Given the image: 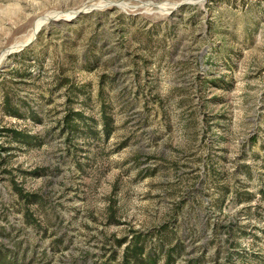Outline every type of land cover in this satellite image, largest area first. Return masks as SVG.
<instances>
[{
    "label": "rangeland",
    "instance_id": "obj_1",
    "mask_svg": "<svg viewBox=\"0 0 264 264\" xmlns=\"http://www.w3.org/2000/svg\"><path fill=\"white\" fill-rule=\"evenodd\" d=\"M0 127L43 140L0 138V244L27 264H121L166 222L177 264H264V0H0Z\"/></svg>",
    "mask_w": 264,
    "mask_h": 264
},
{
    "label": "trees",
    "instance_id": "obj_2",
    "mask_svg": "<svg viewBox=\"0 0 264 264\" xmlns=\"http://www.w3.org/2000/svg\"><path fill=\"white\" fill-rule=\"evenodd\" d=\"M10 74L13 75L14 73ZM19 76L20 78H27L28 76H32V73L19 74ZM102 102V133L105 135V138H109L114 131L113 119L107 113L108 107L104 103L105 101L102 100ZM3 108L4 113L8 116L15 118L23 117L18 103L13 101V98L8 92H5L4 95ZM63 120L64 129L70 135H73V138L80 136L86 138L98 137L100 132L96 129L98 123L96 120L86 117L83 112L71 110L65 115ZM87 132L89 135H87ZM3 137H6L10 143H16L29 148H35L43 144V140L39 137L14 128L0 127V138ZM0 148L3 147L0 146ZM16 190L26 204L36 206L44 205V200L41 196L37 194H26L19 188H16ZM252 198L249 195L247 198L241 199L240 202H249ZM28 220L30 222V219ZM230 235L234 236L233 229L230 230ZM130 237L118 241L119 246L126 244L122 252L121 264H177L178 259L185 252L184 237L181 233L179 234L175 223L166 222L146 232L133 231ZM113 258L117 260V256ZM200 262V259H193L189 261V264H200ZM0 264L27 263L25 255L20 256L19 251L8 249L3 244H0Z\"/></svg>",
    "mask_w": 264,
    "mask_h": 264
},
{
    "label": "water",
    "instance_id": "obj_3",
    "mask_svg": "<svg viewBox=\"0 0 264 264\" xmlns=\"http://www.w3.org/2000/svg\"><path fill=\"white\" fill-rule=\"evenodd\" d=\"M41 28L39 29V31L37 32V35L39 34ZM37 35L34 37V39L30 40L28 44H25L24 46H19V45H16V46H13V47H10L9 50H8V54H11L12 52L14 51H19V50H22L24 49L25 47H28L29 45H31L34 40L37 38Z\"/></svg>",
    "mask_w": 264,
    "mask_h": 264
},
{
    "label": "bare ground",
    "instance_id": "obj_4",
    "mask_svg": "<svg viewBox=\"0 0 264 264\" xmlns=\"http://www.w3.org/2000/svg\"><path fill=\"white\" fill-rule=\"evenodd\" d=\"M44 24H45V23H44ZM44 24H43V25H44ZM43 25H40V27H39V28H38V26H39V25H38V26L35 28V31H36V30H37V31L35 32V35H34V37L37 35V32L39 31V29H40V28H42V26H43ZM37 28H38V29H37ZM34 37H33L32 39H34ZM32 39H31V40H32ZM29 41H30V40H29ZM29 41H28L27 43H25V44H28V43H29ZM25 44H24V45H25ZM24 45H21V46H24ZM6 55H8V51H7Z\"/></svg>",
    "mask_w": 264,
    "mask_h": 264
}]
</instances>
